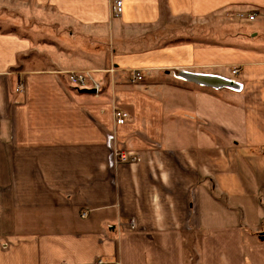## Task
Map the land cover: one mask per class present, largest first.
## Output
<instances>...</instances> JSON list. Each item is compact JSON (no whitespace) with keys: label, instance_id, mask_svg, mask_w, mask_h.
<instances>
[{"label":"crops","instance_id":"obj_1","mask_svg":"<svg viewBox=\"0 0 264 264\" xmlns=\"http://www.w3.org/2000/svg\"><path fill=\"white\" fill-rule=\"evenodd\" d=\"M111 3L0 0V264H264V0Z\"/></svg>","mask_w":264,"mask_h":264},{"label":"built area","instance_id":"obj_2","mask_svg":"<svg viewBox=\"0 0 264 264\" xmlns=\"http://www.w3.org/2000/svg\"><path fill=\"white\" fill-rule=\"evenodd\" d=\"M112 1V5H113V12L115 17H120V15H123L124 12V4L123 2H125V0H111ZM248 20L250 21H254L256 19V14L252 13L247 17ZM239 70H235L233 71V75H237L239 72ZM202 76V77H208L214 80H219L224 82V84L222 85V87H212L215 89H224V88H228V89H232L234 91L237 92H241L243 90V86L238 84V82L234 79V78H223L220 76H216V75H201V74H186L185 77H183L182 79H190L192 78V76ZM70 86L74 89H76V91H83V90H93L96 93H99L101 88H102V84L96 80L93 76L92 73L90 72H70L68 74V78H67ZM144 80V77L142 76L141 73H136L134 76H132L131 79V83H137L141 82ZM210 87V86H208ZM22 88V86L19 87V89ZM19 89H17V91H19ZM115 120H116V124L117 125H124L126 124V120L128 118V114H126L125 112L121 111V110H116L115 111ZM116 159H117V163H121V164H125V163H135L137 161V157L135 155H130L126 152H120L117 151L116 152ZM87 214L84 213L82 215V217H86ZM130 224H132V226L134 227V224L131 222ZM97 264H110L109 261L107 262L104 259H99L97 260Z\"/></svg>","mask_w":264,"mask_h":264},{"label":"rangeland","instance_id":"obj_3","mask_svg":"<svg viewBox=\"0 0 264 264\" xmlns=\"http://www.w3.org/2000/svg\"><path fill=\"white\" fill-rule=\"evenodd\" d=\"M8 7L6 6H0V28L2 29H5V30H8V28L10 29L12 27V25L15 23V22H19V23H23L25 18H24V12H15L13 9L15 8H11L12 10H8L7 9ZM17 10H21V6L20 7H16ZM38 10L37 8L35 7H31V13L30 15H28V17H45L44 19L47 21L45 24H48L49 23V26H50V23H52V19L48 18V16L44 13V14H38ZM16 17H21V19L17 20ZM30 19V18H28ZM26 23H29L27 20H25ZM25 25V24H24ZM35 26L36 25V22L34 23V25L31 27V29H35ZM21 30H25V29H22L20 28ZM31 29H27V30H30Z\"/></svg>","mask_w":264,"mask_h":264},{"label":"water","instance_id":"obj_4","mask_svg":"<svg viewBox=\"0 0 264 264\" xmlns=\"http://www.w3.org/2000/svg\"><path fill=\"white\" fill-rule=\"evenodd\" d=\"M191 80H193L194 82H197L198 84L201 85H205V86H210V87H222V85L224 84V82L219 81V80H214L208 77H202V76H192V78H190ZM83 92L85 93H95V91L93 90H83Z\"/></svg>","mask_w":264,"mask_h":264},{"label":"trees","instance_id":"obj_5","mask_svg":"<svg viewBox=\"0 0 264 264\" xmlns=\"http://www.w3.org/2000/svg\"><path fill=\"white\" fill-rule=\"evenodd\" d=\"M80 92H83V91H80Z\"/></svg>","mask_w":264,"mask_h":264}]
</instances>
